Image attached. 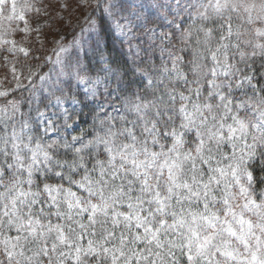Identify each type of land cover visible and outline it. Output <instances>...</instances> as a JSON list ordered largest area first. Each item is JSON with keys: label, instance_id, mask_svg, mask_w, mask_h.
Here are the masks:
<instances>
[{"label": "snow or ice", "instance_id": "obj_1", "mask_svg": "<svg viewBox=\"0 0 264 264\" xmlns=\"http://www.w3.org/2000/svg\"><path fill=\"white\" fill-rule=\"evenodd\" d=\"M30 8L27 0H0V17L27 23L23 13ZM103 13L99 30L90 20L89 41L74 39L67 60L58 54L53 74L29 69L26 112L16 100L0 107V264H181V258L186 264H264V177L256 176L257 166L264 172V89L245 75L235 86L246 82L254 95L234 102L221 91L231 92L232 84L216 79L239 71L228 63L230 48L241 61L264 57V43L244 39L252 32L264 37V27L256 26L264 25V0H105ZM184 17L191 21L186 28ZM112 29L137 41L129 43L131 68L113 67L103 55L98 69L90 63ZM177 31L180 50H192L191 80L183 56L169 51L171 67L151 63L157 41L163 46ZM12 72L16 88L25 87ZM33 77L40 82L36 91ZM205 80L209 91L201 102ZM9 94L0 91V97ZM114 96L122 100L119 117L105 108ZM80 106L92 109V139L43 140L72 128ZM186 133L194 147H185ZM49 176L60 182L44 180L40 187L38 177ZM39 204L55 211H34ZM13 230L16 235L7 234Z\"/></svg>", "mask_w": 264, "mask_h": 264}, {"label": "rangeland", "instance_id": "obj_2", "mask_svg": "<svg viewBox=\"0 0 264 264\" xmlns=\"http://www.w3.org/2000/svg\"><path fill=\"white\" fill-rule=\"evenodd\" d=\"M256 3H259V0H255ZM18 4H24L25 0H17ZM27 3L31 5L30 9H26L24 11L25 21H21L18 17L9 21L4 17H0V91H9L10 94H13L18 91H23L25 88L29 87L27 80H24V76H27L29 73V69H32L37 74H53L50 73V69L58 70V65L56 64V60L59 58L61 60H67L68 57L72 56L75 52V48L73 46V41L78 40L81 43L89 41V37L94 33L89 31L90 28V20L94 21V17L98 13V10L103 11V4L105 0H27ZM100 4L101 7H97V4ZM66 4H69L68 7H65ZM9 14L6 10L5 17ZM191 23L188 17H184V27ZM210 27L216 28L215 22L209 24ZM259 27H264V25H256ZM27 28L28 31L25 32L24 29ZM39 29V31H36ZM84 29V31H82ZM116 37L119 41L124 43L127 46L129 52V43L135 45L137 43L136 40L127 41L124 37L120 36L115 29H113ZM179 31L176 32L175 37L172 38L171 42H165L163 46L159 45V41L154 45V51L152 52V61L157 68L160 67L162 61L166 62L169 67H171V58L169 56V51L173 52L176 55H180L184 57L183 69L188 72L189 80H191L192 74L189 71V61L192 58V50L189 48L187 50L181 51L180 49L184 48V45L181 44L179 40ZM215 39L211 41V47L215 48L216 44L219 42L220 32L217 29L214 33ZM69 37V38H68ZM244 39L251 40L253 43H264V37H256L254 32L250 35L245 36ZM3 40L15 41V45L13 44H3ZM233 43H235V39L233 38ZM146 47V45H144ZM25 48L28 51V55L26 56L23 52L19 51V48ZM63 47H67L68 51H62ZM161 47L165 49V51L161 52ZM9 49H12L10 52ZM241 49L246 51L247 53H251L253 48L251 45L241 44ZM236 49H229V58L228 63L235 65V68L238 69V73L236 75H230L225 77L223 75L218 76L217 83H231L232 89L231 92L225 87L222 88L221 91L230 95V98L234 100V102H239L247 99V96L254 95L252 86L245 82L242 88H236V83L243 79V76L251 74L248 73L246 68L241 65V59L239 55H234ZM14 53V54H13ZM95 52L90 56V63L96 69H98L102 61L100 59L101 55H97ZM207 56V54H205ZM104 57V55H103ZM251 57V56H250ZM39 58V59H37ZM41 59H43L41 61ZM93 60V63L92 61ZM45 62L46 68H42ZM95 63H99L96 65ZM204 63H206L209 67L212 66V62L210 57H208ZM37 65H41V67H37ZM15 68V74L21 77L23 84L25 87L21 89L16 88V81L13 78L12 69ZM158 74V73H154ZM208 79H211L209 76ZM36 88H33L32 91H36L39 87V80L36 77H33ZM252 81L254 79L252 78ZM167 82V81H166ZM203 93L201 96V102H203L204 96L207 95L209 91V86L207 81H203ZM253 84V83H252ZM113 87L115 85L113 84ZM178 91H185L186 86L182 83H178L176 85ZM135 90H137L135 88ZM8 95V96H9ZM81 96L84 95L81 90ZM150 95V90H149ZM3 97H0V99ZM111 103L105 105V108L109 112L110 115L119 117L123 114L122 109V100L116 98L115 96L110 98ZM195 99V97H193ZM215 102V101H214ZM180 101L177 98L176 106L179 107ZM0 107H2V103L0 102ZM66 107H71V105H66ZM113 109H117L118 111H113ZM77 112L81 114L75 117V122L73 123L72 128L61 131L60 133L50 132L47 136H43V140L45 142H49V138L52 141H58L62 143L65 139L71 141L72 136H83L85 140L92 139V133L94 132L93 128V112L90 108H84L80 106L77 108ZM243 114V113H241ZM176 125L178 127L180 118L177 115L176 117ZM230 122V121H229ZM139 134V130H137ZM43 135V134H42ZM188 143L185 145L186 148L194 147V136L192 133H186L185 136ZM161 142L165 145V149L170 146L171 138L166 137L161 140ZM79 146V145H77ZM153 150L159 151V145L151 146ZM225 152L230 153V149L225 145ZM61 156L64 154V150L60 149ZM68 158L71 156L69 154ZM103 158V157H101ZM92 161L89 160V166H91ZM226 163V162H225ZM82 171V170H81ZM76 179H79L80 176L76 175ZM46 180L49 184L59 183V179L54 176L38 177L37 183L40 184V187H43V181ZM65 187L68 186L67 182L64 181ZM73 187V191H79L78 189ZM46 199V197H42V200ZM41 207L45 208V212L55 211V209H50L46 204H39L35 206L34 211H39ZM120 211H128L126 206H122L119 208ZM49 219L52 220L53 223H63V221L58 220L55 216H49ZM85 223H87L85 217ZM75 227V225H73ZM8 235L14 236L16 235L15 231L7 232ZM86 243V240L84 241ZM1 259H4L3 253ZM179 255V254H178ZM46 259V258H45ZM68 264H71V261H68ZM181 264H186V261L181 258Z\"/></svg>", "mask_w": 264, "mask_h": 264}, {"label": "trees", "instance_id": "obj_3", "mask_svg": "<svg viewBox=\"0 0 264 264\" xmlns=\"http://www.w3.org/2000/svg\"><path fill=\"white\" fill-rule=\"evenodd\" d=\"M104 15L102 10H98V13L94 17V22L96 24V30L100 28V18ZM107 21V17H104ZM107 31V29H106ZM69 38V37H68ZM99 55H104L105 58L110 59L113 62V67L117 65H127L129 68L132 67V63L129 57V52L127 46L118 40L114 30L112 29L110 32H107L104 40L101 43L100 51H97ZM97 54V55H98ZM43 59H41L42 61ZM93 63V60H91ZM242 66L246 68L249 74L252 75L254 81H252L253 85L257 89H264V57L259 55L256 56H248L245 60L240 62ZM99 65V63H95ZM92 65V64H91ZM42 68H46L45 62ZM129 79H132L131 73H129ZM136 86L133 85V90H135ZM30 96V92L27 90L15 92L7 97H3L0 99L2 106L6 105L10 100H16L21 103L22 111H27V100ZM256 176L259 179L260 177H264V172L260 170V168L256 167ZM259 185L257 186V191H259ZM2 255H0V259Z\"/></svg>", "mask_w": 264, "mask_h": 264}]
</instances>
